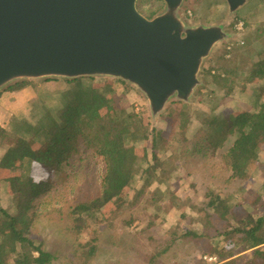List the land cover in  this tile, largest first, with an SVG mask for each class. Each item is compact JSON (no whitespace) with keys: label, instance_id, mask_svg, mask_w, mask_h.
Listing matches in <instances>:
<instances>
[{"label":"rangeland","instance_id":"374dc122","mask_svg":"<svg viewBox=\"0 0 264 264\" xmlns=\"http://www.w3.org/2000/svg\"><path fill=\"white\" fill-rule=\"evenodd\" d=\"M164 9L161 0L137 2V10L146 18H153ZM178 15L189 27L221 26L226 34V38L218 42L203 61L198 86L202 84L201 71L204 69L220 66L221 63L226 69L239 67L229 95L224 96L223 89L211 98L210 86L201 95H196L197 86L190 100L181 102L191 108L194 118L185 129L173 131L166 115L168 104L177 100L166 103L163 112L152 117L146 97L135 86L123 81L124 84H120L118 79L108 77L30 80L33 85L25 88L32 98L27 107L20 112L15 109L8 111L6 116L2 113L4 119L0 130L31 137V131L45 117L44 101L49 97L77 92L91 85L99 86L106 79L114 82L119 95L117 106L125 113L144 116L149 122L146 132L141 128L131 130V133L142 134V138L128 137L130 146L142 159L143 168L148 162L150 165L154 162L152 141L155 131L161 132L162 138H167L163 147L156 151L157 158L163 163L155 171L158 180L139 195L138 188L144 180L139 174L125 189L123 200L116 199L98 216L83 223H75L70 212L75 203L94 199L98 195L103 173L98 159L88 155L70 158V163L86 160L85 166L82 171L73 167L72 177L63 188L64 185L57 186L63 180L60 173L48 174L44 167L33 162L25 161L20 170L12 172V175L30 177L35 183L50 186L38 198L39 215L31 229V237L53 256L52 264H208L204 258H216L214 253H209L215 246H223L221 233L231 222L229 215L220 219L219 215L211 216V210H205L211 193L228 199L231 210L240 218L264 216V148L260 150L259 163L250 175L237 180L231 178L229 168L222 161L234 138L227 137L219 148L209 147L216 132L223 131L230 122L229 117L254 112L264 99V81H243L246 72L259 68L264 59V0H245V4L234 13L229 12L224 0H183ZM238 24H242L241 31ZM246 37L251 40L248 46L244 45ZM225 49L231 53L222 59ZM4 92L2 89L0 96ZM216 97L219 100L214 104L218 105L213 107L212 100ZM175 108L181 109L180 106ZM210 112L218 118V125L203 128V121ZM29 140L38 149L36 141ZM4 151L0 142V159ZM5 176L0 171V208L15 215L17 208L9 184L4 181ZM123 201L130 207L122 210L119 205ZM133 214L138 218L125 227ZM90 243L96 247L89 255L86 252ZM248 256L238 254L235 260L243 264V258ZM213 264H219L217 258Z\"/></svg>","mask_w":264,"mask_h":264},{"label":"trees","instance_id":"16d2710c","mask_svg":"<svg viewBox=\"0 0 264 264\" xmlns=\"http://www.w3.org/2000/svg\"><path fill=\"white\" fill-rule=\"evenodd\" d=\"M250 42V38L246 37L244 45L248 46ZM230 53L229 50H223L221 58L224 59ZM238 70L239 67L226 69L222 63L220 66L204 69L201 71L202 84L198 86L196 95H201L208 86L212 87L211 98L223 89V95H229ZM255 80L264 81V59L259 68L249 69L243 78L247 83ZM117 82L124 84L120 80ZM31 85L33 82L19 80L8 84L3 91L19 92ZM58 95L44 101L45 117L31 131V137L16 136L0 130L1 146L5 149L0 159V171L6 174L4 181L9 184L10 194L17 208L15 215L0 208V264H52L53 260V256L42 249V244L31 237V229L39 215L38 198L40 193L47 192L50 186L46 183H35L30 177L12 175L13 171L20 170L19 167L25 161L41 165L48 174L60 173L63 180L57 186L64 185L62 188L71 179L73 167L82 171L85 166L86 160L70 163V158L88 155L101 162L103 173L99 193L94 199L80 201L72 206L70 214L74 216L75 223L93 219L116 199H122L125 189L139 174L140 179L144 178L141 180L142 186L138 188L139 195L158 180L155 171L163 163L157 158L156 151L163 147L167 138H162V133L155 131L152 141L154 162L151 165L148 162L147 167L143 168L142 159L130 146L128 137L142 138V134L131 133V130L141 128L146 132L149 122L146 117L125 113L117 106L119 95L116 93L114 82L105 79L99 86L91 85L77 92L69 91ZM218 100V97L212 100L213 107H217L218 104L214 102ZM174 106H180L181 109L177 110ZM165 111L168 112L166 115L173 131L185 129L194 119L191 108L180 101L169 103ZM211 112L203 121V128L218 125V118L212 116ZM229 118L230 122L225 125L223 131L216 132L213 136L215 138L209 142V147L219 148L227 137L234 138L222 161L229 168L231 178L241 180L248 177L254 166L259 163V152L264 148V99L254 112ZM44 123L47 126H44ZM29 139L36 141L38 149L31 145ZM262 185L264 188V182ZM120 203L122 210L130 207L126 201ZM231 208L228 199L210 194L205 210H211V216L219 215L220 219L229 215L231 222L221 233L223 246H215L209 254L214 253L219 264H238L235 260L238 254L249 255L248 258H243V264H264V216L256 218L248 215L240 218ZM136 218V214L131 215V220L124 226L127 227ZM89 246L86 254L90 255L96 246L92 243Z\"/></svg>","mask_w":264,"mask_h":264},{"label":"water","instance_id":"95a60500","mask_svg":"<svg viewBox=\"0 0 264 264\" xmlns=\"http://www.w3.org/2000/svg\"><path fill=\"white\" fill-rule=\"evenodd\" d=\"M139 0H0V91L19 80L108 77L135 86L152 117L187 103L203 61L226 38L221 26L189 27L183 0H161L148 19ZM230 13L245 0H224Z\"/></svg>","mask_w":264,"mask_h":264},{"label":"crops","instance_id":"0c3cea01","mask_svg":"<svg viewBox=\"0 0 264 264\" xmlns=\"http://www.w3.org/2000/svg\"><path fill=\"white\" fill-rule=\"evenodd\" d=\"M31 99L32 98L30 95L28 96L26 89H23L19 92L2 93L0 96V125H2V121L4 119L2 113H5L6 116L10 111H13L14 109L16 110V112H20L23 110V108L27 107V104ZM262 249L264 250V245L262 246Z\"/></svg>","mask_w":264,"mask_h":264},{"label":"built area","instance_id":"2783aa9c","mask_svg":"<svg viewBox=\"0 0 264 264\" xmlns=\"http://www.w3.org/2000/svg\"><path fill=\"white\" fill-rule=\"evenodd\" d=\"M238 30H242V24H238ZM204 260L208 263V264H213V262L216 261V258H204Z\"/></svg>","mask_w":264,"mask_h":264}]
</instances>
